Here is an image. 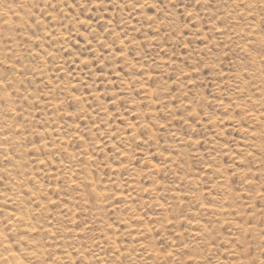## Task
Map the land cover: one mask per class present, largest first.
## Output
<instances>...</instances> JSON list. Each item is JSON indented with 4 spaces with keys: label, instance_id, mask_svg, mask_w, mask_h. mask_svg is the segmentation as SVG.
Instances as JSON below:
<instances>
[{
    "label": "rangeland",
    "instance_id": "1",
    "mask_svg": "<svg viewBox=\"0 0 264 264\" xmlns=\"http://www.w3.org/2000/svg\"><path fill=\"white\" fill-rule=\"evenodd\" d=\"M263 85L264 0H0V255L264 264Z\"/></svg>",
    "mask_w": 264,
    "mask_h": 264
},
{
    "label": "bare ground",
    "instance_id": "2",
    "mask_svg": "<svg viewBox=\"0 0 264 264\" xmlns=\"http://www.w3.org/2000/svg\"><path fill=\"white\" fill-rule=\"evenodd\" d=\"M242 1V0H241ZM235 3V2H234ZM248 4H249V2H248ZM251 5H253V4H251ZM14 11V10H13ZM8 12V11H7ZM5 16V15H4ZM22 17V16H21ZM20 17V18H21ZM7 20V19H6ZM17 20V19H16ZM19 23V22H18ZM23 25L25 24V23H22ZM21 24V25H22ZM7 26V25H6ZM14 28V27H13ZM28 28V27H27ZM23 30V29H22ZM41 36H43V35H41ZM61 39V38H60ZM67 39V38H66ZM62 41V40H61ZM34 43V42H33ZM36 43V42H35ZM16 49H17V47H16ZM18 50V49H17ZM21 53V52H20ZM33 53V52H32ZM34 54V53H33ZM35 54H36V52H35ZM34 57V56H33ZM42 61V60H41ZM43 64V63H42ZM254 67V66H253ZM258 70V69H257ZM38 73V72H37ZM43 73V72H42ZM255 75V74H254ZM252 76H253V74H252ZM15 77V76H14ZM13 77V78H14ZM16 78V77H15ZM29 78V77H28ZM261 79H263V78H261ZM21 80H23V79H21ZM26 81V80H25ZM24 81V82H25ZM52 86V85H51ZM69 86V85H68ZM264 86V85H263ZM55 88V87H54ZM263 89V88H262ZM20 90V89H19ZM18 90V91H19ZM66 90V89H65ZM241 90H242V88H241ZM14 91V90H13ZM243 93V92H242ZM49 95V94H48ZM1 97V96H0ZM22 97V96H21ZM51 97H53V96H51ZM75 98V97H74ZM4 99H6V98H4ZM29 99V98H28ZM53 99V98H52ZM3 100V99H2ZM33 100V99H32ZM9 102V101H8ZM11 102V101H10ZM33 102V101H32ZM51 102V101H50ZM49 102V103H50ZM27 103V102H26ZM9 104H11V103H9ZM1 108V107H0ZM14 109V108H13ZM55 110V109H54ZM20 111V110H19ZM27 112V111H26ZM5 113V112H4ZM260 113V112H259ZM3 114V113H2ZM13 114H14V112H13ZM262 116V115H261ZM10 117V116H9ZM15 118V117H14ZM24 118V117H23ZM29 118V117H28ZM258 119V118H257ZM45 121V120H44ZM29 122V121H28ZM1 124V123H0ZM22 128V127H21ZM6 129V128H5ZM12 129V128H11ZM143 129V128H142ZM48 130V129H47ZM71 130V129H70ZM109 132H110V130H109ZM9 133V132H8ZM112 133V132H111ZM173 133V132H172ZM4 134V133H3ZM171 134V133H170ZM1 135V134H0ZM178 135V134H177ZM59 137V136H58ZM19 139V138H18ZM60 140V139H59ZM208 140V139H207ZM2 141V140H1ZM6 144H8V143H6ZM17 148V147H16ZM3 149V148H2ZM43 149V148H42ZM46 149H47V146H46ZM11 150V149H10ZM20 150V149H19ZM44 150V149H43ZM48 150V149H47ZM36 152V151H35ZM6 154V153H5ZM49 154V153H48ZM5 156V155H4ZM9 156V155H8ZM75 156V155H74ZM86 156V155H85ZM89 157V156H88ZM72 158V157H71ZM166 158V157H165ZM90 159V158H89ZM8 160V159H7ZM11 160V159H10ZM170 160H171V158H170ZM9 161V160H8ZM69 161H70V159H69ZM75 161V160H74ZM23 162V161H22ZM45 162V161H44ZM43 162V163H44ZM86 162V161H85ZM67 163H69V162H67ZM37 164V163H36ZM70 164V163H69ZM75 164V163H74ZM63 165V164H62ZM65 165V164H64ZM25 167V166H24ZM41 167V166H40ZM23 168V167H22ZM44 168V167H43ZM58 168V167H57ZM15 170V169H14ZM23 170V169H22ZM57 171V170H56ZM156 171H158V170H156ZM15 172V171H14ZM49 172V171H48ZM71 172V171H70ZM152 172V171H151ZM153 172H155V171H153ZM9 173V172H8ZM21 173V172H20ZM72 173V172H71ZM73 174V173H72ZM50 175H52V174H50ZM87 175V174H86ZM8 176V175H7ZM56 176V175H55ZM89 176V175H88ZM21 177V176H20ZM26 177V176H25ZM50 177V176H49ZM188 177V176H187ZM189 178V177H188ZM11 179V178H10ZM17 182V181H16ZM27 182V181H26ZM92 182V181H91ZM23 183V182H22ZM34 183V182H33ZM133 183V182H132ZM13 184V183H12ZM24 184H25V182H24ZM35 184V183H34ZM131 184V183H130ZM185 184V183H184ZM188 184V183H187ZM18 186V185H17ZM93 185H91V186H89V187H92ZM135 187V186H134ZM94 188V187H93ZM99 188V187H98ZM39 191V190H38ZM31 193V192H30ZM94 193V192H93ZM97 193H99V192H97ZM29 194V193H28ZM18 196V195H17ZM37 196H39V195H37ZM36 196V197H37ZM95 196H96V194H95ZM9 197V196H8ZM97 197V196H96ZM262 198V197H261ZM128 199V198H127ZM5 200V199H4ZM8 200H10V199H8ZM12 200H13V198H12ZM35 200V199H34ZM126 200V199H125ZM10 202V201H9ZM51 202V201H50ZM102 202V201H101ZM14 204H15V202H14ZM20 204V203H19ZM23 205V204H22ZM46 206V205H45ZM101 208V207H100ZM16 210V209H15ZM43 210V209H42ZM47 211V210H46ZM49 211V210H48ZM27 212V211H26ZM21 213V212H20ZM17 214V213H16ZM13 215H15V214H13ZM12 215V216H13ZM25 215V214H24ZM32 216V215H31ZM97 217H99L98 215H97ZM18 218H20V217H18ZM22 219V218H21ZM31 219V218H30ZM16 220V219H15ZM14 220V221H15ZM32 220V219H31ZM13 222V221H12ZM11 222V223H12ZM17 222L18 223H20V222H27V220L26 219H24V220H17ZM16 223V222H15ZM14 223V224H15ZM18 223H17V225H18ZM20 225V224H19ZM31 225V224H30ZM198 225V224H197ZM12 226V225H11ZM22 226V225H21ZM192 226V225H191ZM193 226H194V223H193ZM192 226V227H193ZM13 227H15V226H13ZM18 227H20V226H18ZM30 227V226H29ZM17 228V227H16ZM16 230V229H15ZM38 230V229H37ZM250 230V229H249ZM26 231H27V229H26ZM32 232H33V230H32ZM31 232V233H32ZM249 232V231H248ZM20 233V232H19ZM28 232H26V234H27ZM40 233H41V231H40ZM39 233V234H40ZM52 233V232H51ZM50 233V234H51ZM125 233V232H124ZM21 234V233H20ZM25 234V235H26ZM29 235V234H28ZM52 236V235H51ZM1 238H2V236H1ZM6 239V238H5ZM28 239V238H27ZM49 239V238H48ZM4 240V239H3ZM259 242H261V241H259ZM114 243V242H113ZM264 243V242H263ZM10 244V243H9ZM21 244V243H20ZM28 244H29V242H28ZM253 245V244H252ZM4 246V245H3ZM8 246V245H7ZM5 247V246H4ZM9 247V246H8ZM39 247H40V245H39ZM43 247V246H42ZM45 247V246H44ZM1 248H2V245H1ZM7 248V247H6ZM29 248V247H28ZM115 248V247H114ZM261 248H263V246L261 247ZM42 249V248H41ZM40 250V249H39ZM2 251H3V248H2ZM38 251V250H37ZM42 251H43V249H42ZM20 252V251H19ZM0 253H1V251H0ZM33 253V252H32ZM28 254V253H27ZM31 255V254H30ZM35 255V254H34ZM17 257H18V255H16L12 250H8V251H4V253L2 254V255H0V263L1 264H20V262L18 263L17 262V260L18 259H20L19 257H18V259H17ZM34 257V256H33ZM47 257V256H46ZM29 258H30V256H29ZM31 259V258H30ZM45 260V259H44ZM64 260H65V258H64ZM22 261V260H21ZM37 261V260H36ZM38 261H40V260H38ZM46 261V260H45ZM23 262V261H22ZM198 264V263H197Z\"/></svg>",
    "mask_w": 264,
    "mask_h": 264
},
{
    "label": "snow or ice",
    "instance_id": "3",
    "mask_svg": "<svg viewBox=\"0 0 264 264\" xmlns=\"http://www.w3.org/2000/svg\"><path fill=\"white\" fill-rule=\"evenodd\" d=\"M156 5H153V7H155Z\"/></svg>",
    "mask_w": 264,
    "mask_h": 264
}]
</instances>
